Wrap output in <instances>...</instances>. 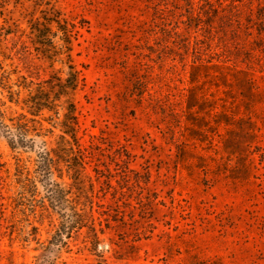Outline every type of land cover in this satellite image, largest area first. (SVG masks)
I'll return each mask as SVG.
<instances>
[{"label":"rangeland","instance_id":"1","mask_svg":"<svg viewBox=\"0 0 264 264\" xmlns=\"http://www.w3.org/2000/svg\"><path fill=\"white\" fill-rule=\"evenodd\" d=\"M151 5L0 0V264H264V74L240 134L250 170L210 139L223 127L178 148L167 110L184 108L189 75L159 63ZM61 137L87 151L81 172L44 167Z\"/></svg>","mask_w":264,"mask_h":264},{"label":"trees","instance_id":"2","mask_svg":"<svg viewBox=\"0 0 264 264\" xmlns=\"http://www.w3.org/2000/svg\"><path fill=\"white\" fill-rule=\"evenodd\" d=\"M151 1L155 12L154 31L156 36L160 34L156 41L163 43V47L155 51L159 63H170L174 68L180 65L189 75L184 108L177 109L172 104L167 110L169 116L180 124L176 126L179 131L172 128L178 148L181 142L208 144L209 139H204L201 133L203 128L223 127L224 135L214 131L210 139L217 142L223 153L234 159L237 167L250 170L251 165L247 164L242 151L240 134L248 131L253 135L254 125L249 116L260 103L255 77L264 74V0ZM65 34L68 36L67 32ZM75 83L76 80L72 79L70 85L60 83L59 87L66 94L68 88L76 87ZM139 83L143 87L148 84L147 81ZM160 95L158 90L150 93V103L160 104ZM43 106L46 105L32 102L33 109ZM56 107L52 103L49 106ZM70 107L64 125L66 131L74 132L78 119L74 115L75 105L71 104ZM201 115L204 118L199 122L197 117ZM22 119L26 123L20 127L28 132L29 120L25 115H22ZM209 120H212L211 125L206 123ZM74 139L76 147L61 137L60 145L51 152L52 158L46 152L43 154V165L48 171H51L52 165L58 170L62 161L70 163L71 171L81 172L85 169L87 151L78 144L76 137ZM86 198L89 199L88 195ZM89 200L93 208V199ZM81 204L84 208L88 205ZM75 215L87 219L91 225L95 222L93 214L75 211ZM90 229L94 232L93 239L98 242L94 227Z\"/></svg>","mask_w":264,"mask_h":264}]
</instances>
